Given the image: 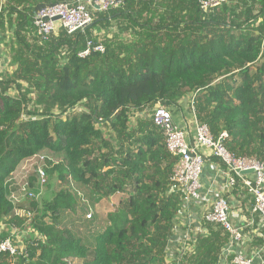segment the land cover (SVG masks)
Listing matches in <instances>:
<instances>
[{
    "label": "trees",
    "instance_id": "16d2710c",
    "mask_svg": "<svg viewBox=\"0 0 264 264\" xmlns=\"http://www.w3.org/2000/svg\"><path fill=\"white\" fill-rule=\"evenodd\" d=\"M70 1L6 0L12 10L0 16V28L16 24L8 43L13 70L0 74V224L34 233L21 256L0 253V264H169L181 205L169 188L176 160L151 115L140 114L160 103L175 115L189 95L197 123L216 138L226 132L231 154L264 161V0H227L206 13L196 0H120V8L95 13L84 31L59 28L40 41L33 14ZM115 18L116 34L100 41L94 31L99 25L107 33ZM124 34L133 41L123 42ZM87 42L104 52L78 57ZM43 151L63 155L43 168L56 185L49 201L24 209L8 198L6 181ZM72 184L91 206L125 198L102 225L97 214L84 217L88 208ZM203 228L179 264H219L228 237L218 226Z\"/></svg>",
    "mask_w": 264,
    "mask_h": 264
},
{
    "label": "built area",
    "instance_id": "2783aa9c",
    "mask_svg": "<svg viewBox=\"0 0 264 264\" xmlns=\"http://www.w3.org/2000/svg\"><path fill=\"white\" fill-rule=\"evenodd\" d=\"M196 2L198 8L206 13L227 0H196ZM121 4L120 0H72L48 5L33 14L32 26L37 37L44 42L59 28L65 30L67 34L84 31L93 23L95 13L116 10ZM4 12L5 0H0V16ZM91 51L103 53L104 48L100 44L93 45L92 42H87L86 49L80 52L78 57L84 58ZM5 61L9 64V57ZM189 106L195 125L192 140L187 139L184 131L174 123L170 111L162 104L157 103L151 114L154 126L162 132L165 149L176 160L169 177L170 191L181 195L180 210L199 203L203 198L202 175L205 164L212 160L218 161L224 167L220 172L224 175L227 188L229 190L244 188L251 197L253 202L251 212L260 220L256 230L260 236L255 237L261 238L260 244L249 247L244 236L245 227L231 222L228 201L225 197H219L212 202L210 209L202 217L203 224L220 227L228 237L219 264H264V161L255 157H235L223 145L227 138L226 132H221L217 138L213 137L207 125L197 123L193 97L190 98ZM41 169H37L36 176L38 183L43 186L46 184V179ZM33 197L32 193L28 194V198ZM27 217L29 222L30 214ZM260 230L263 231L262 234ZM205 234V229L197 226L193 228L190 221H187L184 236L178 242L168 241L167 250L169 244H175L177 248H171L173 253H167V262L179 264L177 260L186 252H191L198 236ZM22 251L23 247L14 244L10 238L0 242V253H6L12 258L21 256ZM229 258L230 262H228Z\"/></svg>",
    "mask_w": 264,
    "mask_h": 264
},
{
    "label": "crops",
    "instance_id": "0c3cea01",
    "mask_svg": "<svg viewBox=\"0 0 264 264\" xmlns=\"http://www.w3.org/2000/svg\"><path fill=\"white\" fill-rule=\"evenodd\" d=\"M153 1L162 2L161 0H153ZM169 2L170 1L168 2L166 1L165 5H167V3ZM132 7H133V10L135 11L141 10L140 6L136 7L135 5H133ZM10 10L12 9L5 7V12L2 16H5L6 13ZM13 10H14V13L16 14L18 12H20L21 15L25 14L21 11V9L16 10L13 8ZM124 13L127 15L130 14L129 17L130 16L132 17L130 18V20L134 19L133 13H131V11L127 10ZM16 14H13V17ZM110 19L111 18H109L108 20ZM124 19L125 20L123 21H129L128 18H124ZM117 21L119 20L115 18L113 21L109 22L112 28L107 33H105L102 30V28L99 27L98 25V30L94 31V35H96L100 41L104 36L107 39H110L113 36V34H116V31H117L116 26L119 23ZM6 25L7 24L4 22V24L1 25V28H0V59L4 58L5 60H7L9 57L8 43L10 40H12L15 37V32H16V26H15L16 24L10 30L6 28ZM121 39L123 42L133 41L132 38L128 36V34H124L121 37ZM0 71L3 72L5 70L1 68ZM178 109L179 111L175 115H172L173 121L179 128H181V130L184 131V133L187 136V139L192 140L194 137V132H195L193 116L190 113L185 112L186 111L185 107L182 105L180 106V108L178 107ZM220 170H224V167L216 160L209 161L205 164L203 175H202L203 198L199 203L192 204L189 207L187 206L183 207L181 210H179V213L175 220L174 235L170 239L171 241L173 240L175 242H178L179 239L184 236L185 223L187 221H190V224L191 226H193V228L194 226H197L198 228H203L202 217L210 209L212 202H214L219 197H225L228 201L229 208H230L229 212H230L231 222L235 225H241L245 227L244 236H245L246 244H248L249 247H252V246H256L261 243V238L255 237V236H260L258 233H256V230L258 228L257 225L260 223V220L251 212L252 206H253L251 197L247 194L244 188L238 187L233 190H229L226 186L224 175H221ZM118 195H115V196H118ZM120 195H124V194H120ZM20 212H23V211L20 210ZM0 227L3 228L6 226L3 224H0ZM260 233L262 234L263 231L260 230ZM9 236L11 237L12 235L9 234ZM258 239L259 241H257Z\"/></svg>",
    "mask_w": 264,
    "mask_h": 264
},
{
    "label": "rangeland",
    "instance_id": "374dc122",
    "mask_svg": "<svg viewBox=\"0 0 264 264\" xmlns=\"http://www.w3.org/2000/svg\"><path fill=\"white\" fill-rule=\"evenodd\" d=\"M7 64L8 63L4 58L0 59V66L5 70L3 72L0 71V74H3L5 72L10 74L12 72L13 68L9 67L8 69ZM189 97L191 96L187 95L186 98L182 101V105L185 107L186 111H190ZM76 110L80 111L81 108H76ZM140 115L142 116V118H149V116L151 115V109L145 110V112L141 113ZM131 121L134 122V120ZM62 159V154H54L48 151H43L40 155L28 159L27 161L24 160L23 162H21L14 174L11 175V177L6 181L8 198L12 201L13 204L23 206L24 209H28V205L32 200L40 203L49 201L53 194V189L55 188L56 181L54 178L49 180L45 176L46 184L41 186L38 183L36 171L37 169L44 168L46 160L52 163H58ZM71 190L73 193H76L78 199H80L78 200L79 204L85 205L88 208L84 212V217L88 220L90 216L93 217L95 216V214H97V216H99L101 222L103 223L102 225H104L107 221L108 215L113 213L116 210L118 204L125 198V195L116 194L118 196L114 195V197L112 196L113 198L111 197L109 199H99L94 205L91 206V198H87L84 195L85 191L82 188L72 184ZM29 193L33 194L34 197L32 199L28 198ZM16 214L19 216H24V212H20L19 210H17ZM87 216H89V218H87ZM65 217L68 220L73 219V217L69 213H66ZM2 233L11 234L12 236H9L10 239L17 246L20 244L19 247L21 248L24 247L25 241H27L31 236H34L33 231L30 229H16L10 227H0V235ZM171 248L176 249L177 247L175 246V244H169L167 253H173ZM72 264L79 263L73 260Z\"/></svg>",
    "mask_w": 264,
    "mask_h": 264
}]
</instances>
